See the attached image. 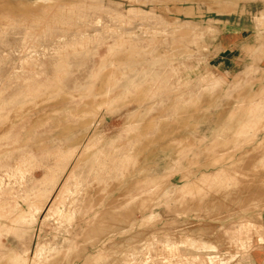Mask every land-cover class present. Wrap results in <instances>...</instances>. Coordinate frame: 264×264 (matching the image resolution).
<instances>
[{"label": "rangeland", "instance_id": "obj_1", "mask_svg": "<svg viewBox=\"0 0 264 264\" xmlns=\"http://www.w3.org/2000/svg\"><path fill=\"white\" fill-rule=\"evenodd\" d=\"M0 264H264V0H0Z\"/></svg>", "mask_w": 264, "mask_h": 264}]
</instances>
